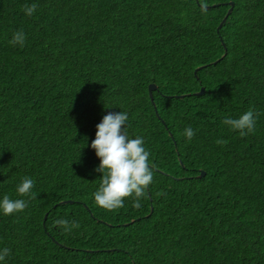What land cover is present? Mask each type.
Segmentation results:
<instances>
[{
    "label": "trees",
    "instance_id": "trees-1",
    "mask_svg": "<svg viewBox=\"0 0 264 264\" xmlns=\"http://www.w3.org/2000/svg\"><path fill=\"white\" fill-rule=\"evenodd\" d=\"M249 109L253 133L222 123ZM119 111L154 181L141 207L108 211L91 141ZM25 176L35 199L17 194ZM4 195L28 207L0 210V264H264V0H0Z\"/></svg>",
    "mask_w": 264,
    "mask_h": 264
},
{
    "label": "clouds",
    "instance_id": "clouds-1",
    "mask_svg": "<svg viewBox=\"0 0 264 264\" xmlns=\"http://www.w3.org/2000/svg\"><path fill=\"white\" fill-rule=\"evenodd\" d=\"M37 4H25L22 11L31 17L37 11ZM26 41L24 31L13 33L9 43L12 46L23 47ZM257 114L252 109L244 112L239 118H225L222 123L232 131H238L240 136H246L255 131ZM128 114L125 111L108 112L96 125L95 139L91 141V148L95 150L100 163L95 171L102 173L98 189L93 193L95 203L108 211H115L124 206L125 199L133 200V207H141L140 200L145 198L148 189L154 181V170L150 163V151L145 147L144 138L136 136L130 138L126 130ZM184 136L191 141L195 130L188 126L184 129ZM218 145H226L227 140L217 139ZM35 181L30 177H23L17 185L16 191L20 197L35 199L32 191ZM28 207V200L11 199L4 195L0 200V210L5 216L23 212ZM55 225L65 233L80 227L78 221L57 219ZM9 248L0 250V261L10 255Z\"/></svg>",
    "mask_w": 264,
    "mask_h": 264
},
{
    "label": "water",
    "instance_id": "water-1",
    "mask_svg": "<svg viewBox=\"0 0 264 264\" xmlns=\"http://www.w3.org/2000/svg\"><path fill=\"white\" fill-rule=\"evenodd\" d=\"M232 4H233V3H232ZM231 11H232V7L229 9L228 14H227V15L225 16V18H224V21L227 19V16L231 13ZM222 24H223V22L220 23L219 28L222 27ZM216 62H218V60H216L214 63H216ZM197 70H198V69H197ZM197 70H196V71H197ZM157 88H158V86H157V84L154 83V82L151 83L150 86H149V90H150V94H151V99H152L153 103H154L153 90H156ZM204 92H205V87L202 86L201 90L198 91V92H196V94H199V95H200V94H203ZM178 96H182V95H178ZM155 109H156V113H157V115L159 116V113H158L157 108H155ZM204 175H205V171L202 170L201 173L199 174V176L201 177V176H204ZM69 202H73V200L67 199V200H64V201H62V202H60V203H69ZM152 209H153V208H152ZM47 215H48V213H46V215H45V219H46Z\"/></svg>",
    "mask_w": 264,
    "mask_h": 264
},
{
    "label": "bare ground",
    "instance_id": "bare-ground-1",
    "mask_svg": "<svg viewBox=\"0 0 264 264\" xmlns=\"http://www.w3.org/2000/svg\"><path fill=\"white\" fill-rule=\"evenodd\" d=\"M202 19V18H201ZM150 91V90H149ZM153 92H154V90H153ZM150 96H151V94H150ZM154 97V96H153ZM202 171V170H201ZM205 171V170H204ZM201 173V172H200ZM205 174H206V171H205ZM199 176V175H198ZM200 177V176H199ZM202 177V176H201Z\"/></svg>",
    "mask_w": 264,
    "mask_h": 264
}]
</instances>
